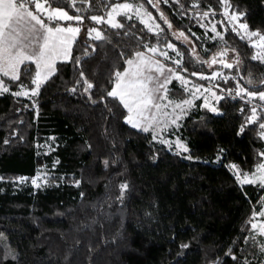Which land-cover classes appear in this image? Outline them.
Listing matches in <instances>:
<instances>
[{
    "label": "trees",
    "instance_id": "trees-1",
    "mask_svg": "<svg viewBox=\"0 0 264 264\" xmlns=\"http://www.w3.org/2000/svg\"><path fill=\"white\" fill-rule=\"evenodd\" d=\"M111 1L50 3L88 23ZM128 1L158 28L119 12L120 27L100 23L102 39L80 31L35 96V64L17 81L0 75L9 88L0 91V264H264V235L252 228L264 185L241 184L230 167L247 172L262 160L264 111L249 124L253 106L222 92L217 111L197 104L182 117L175 131L188 150L178 151L133 127L107 95L127 57L168 41L184 70L216 73L234 93L263 90L264 55L229 13L264 32V0ZM220 52L230 60L217 61ZM22 86L29 94L14 95ZM37 171L40 187L29 180Z\"/></svg>",
    "mask_w": 264,
    "mask_h": 264
},
{
    "label": "snow or ice",
    "instance_id": "snow-or-ice-1",
    "mask_svg": "<svg viewBox=\"0 0 264 264\" xmlns=\"http://www.w3.org/2000/svg\"><path fill=\"white\" fill-rule=\"evenodd\" d=\"M151 2V0H149ZM226 2V0H225ZM30 5H34L35 11L30 10ZM71 6L75 7V0H71ZM227 6V5H226ZM133 8L131 4H116L113 6L111 11L108 12L109 20L107 21L112 25V27H120L118 23L115 22L114 14H119L118 10H130ZM143 6L137 7L135 10L139 14ZM41 14L47 17L48 21H71L76 20L78 22L82 21L84 18L80 15H69V12L65 10L64 7H51L50 0H0V75L3 77H8L12 81H17L20 79V72L23 70L25 73L30 71V68H26L27 64H35L36 72L34 78L31 80V84L35 85L31 89V94L33 96L38 95L41 85L49 79L56 71L55 62L57 59L67 60L71 56L72 43L76 40L77 35L80 33V27H62L58 23L54 26L46 23L42 18ZM145 15L150 17V13L145 12ZM227 14V13H226ZM204 15H208L205 13ZM243 13H233L231 16L232 20H239ZM92 20L96 23H101L102 18L98 16H92ZM167 22V21H165ZM39 26V27H37ZM171 25H169L170 27ZM158 27V26H157ZM241 29L247 31V24L241 23L239 25ZM151 31V28H149ZM215 31V27L212 29ZM95 32L94 39H102L101 33L96 29H89L88 35L92 36ZM183 35V33H181ZM219 35V33H217ZM249 37L260 36V40L264 42V36L260 35L259 32H247ZM169 48H172V44H168ZM264 47V43L260 45ZM150 51L155 52V48H151ZM166 55V53H161ZM136 57L138 62L133 60H128L126 63L130 66L123 72L117 71L115 73L116 81L115 85L111 91L107 93L108 96L118 98L120 103L128 110L127 122L130 123L135 128H141L140 120H154V115L151 117L145 116V113L150 112V109H159L161 106L159 103H155L156 99H163L162 97H154V89L149 86V82L153 80V76L144 74V67L147 65L149 67L155 63L156 71L163 72L164 66L158 61L152 62L150 58H145L142 52H137ZM223 55V53H221ZM259 57L254 56L253 59ZM177 64L180 63L179 60L176 61ZM212 63H216L213 59ZM233 65L225 64V67L231 68ZM171 73L172 70L169 69ZM195 74V73H194ZM83 76V73H81ZM217 75L216 73L213 74ZM176 79L182 80L184 83V78L175 74ZM203 78V77H202ZM86 84L85 91L93 88V84L89 83L87 80L84 81ZM167 83V81L165 82ZM251 83V80H249ZM25 86H22V89ZM164 85H160L163 88ZM75 89H73L74 91ZM0 91L8 92L9 88L5 84L3 79H0ZM246 92L245 89L241 88L237 95ZM29 92L27 90H22L20 92L14 93V95H25L27 96ZM247 96L249 98L255 99L258 97L259 100L264 101V91L259 93L253 91H247ZM184 104L190 105L191 100H186ZM205 106H208L207 103ZM176 108H180L181 104H176ZM216 111L215 108L211 109ZM257 118V108L254 106L251 109V116L248 117L247 123H253ZM179 117L172 120V123H176ZM261 132L259 135L264 138V123L259 125ZM143 131L148 132L149 127H143ZM243 127L241 131H243ZM156 138L155 135L153 137ZM167 143V141H163ZM177 147L183 148L184 151L188 149L179 141L176 142ZM264 156V152L260 153ZM230 167L235 171L236 179L241 184H255L259 182L264 185V163L257 166L254 172H242L239 167L235 164L230 165ZM20 182H25L28 178L18 177ZM41 179L38 175L32 178V184L36 187H40L37 181ZM79 183V182H77ZM122 188L127 187L122 185ZM264 217V211L253 214V219L256 215ZM253 229H258L260 235H264V223L256 224L252 223ZM182 247H187L183 245Z\"/></svg>",
    "mask_w": 264,
    "mask_h": 264
},
{
    "label": "rangeland",
    "instance_id": "rangeland-1",
    "mask_svg": "<svg viewBox=\"0 0 264 264\" xmlns=\"http://www.w3.org/2000/svg\"><path fill=\"white\" fill-rule=\"evenodd\" d=\"M223 1L225 2V0H223ZM124 3L133 5V8L130 10H127V11H124L121 9V10H118V12L133 13V14L137 15L141 20H143L149 28H151L153 30L158 28L157 27L158 26L157 20L153 17L150 10L145 8L140 3H134V2H131L128 0H113V1H111L109 6L102 13H100V14L96 13V14H93L92 16L101 17L102 18L101 22H103V21L107 22L109 20L108 12L111 11L113 6L116 4H124ZM141 5L143 6V8L140 11V13L138 14L135 9ZM29 7H30V10H32V9L35 10L34 5H31ZM51 7L55 8L58 6H51ZM145 12L150 13L151 14L150 17L145 15L144 14ZM233 13H239V12H237L235 10L231 11L229 13L230 19H231V16ZM41 15H43V14H41ZM69 15L75 16L76 14L69 13ZM116 15L117 14H114L115 22L117 20ZM55 22L66 23V24H68V26L73 24L72 27H76V25H78L77 27H80V29H81L80 31H82V32L86 31L88 33L89 29L94 28L101 33L100 23H96V21H94V20H92V22H88V23H86V22L82 23L81 21L78 22L76 20H71V21L61 20V21H55ZM231 22L234 24V26H237V27H239V25L241 23H244V21L241 19L232 20ZM213 27H215V31L212 30ZM82 28H83V30H82ZM210 28L214 34L219 33L218 27L216 26L215 23H211ZM241 30L246 35H247V32L250 31V32H259L260 35L264 36V32L259 31L257 29L256 30L250 29L248 27L247 31L244 29H241ZM92 35H95V32ZM251 39H252L254 45L256 46V49L258 50V52L261 53L262 55H264V47H260V45L264 42H262L260 40V36H254V37H251ZM168 44H172L173 47L169 48ZM151 48H155L156 51L155 52L150 51ZM137 52H142L144 54L145 58H150V60L152 62L158 61L161 65L164 66V71L162 73L156 71L155 63H153L151 67H149L147 65L144 67V74L146 76L147 75L153 76V80L151 82H149V86L154 88V89H158L157 91H154V93H153L154 97H158V98L162 97L163 99H156L154 101L155 103L160 104L161 107L159 109L152 108V109H150V112L145 113V116H148V117H151L154 115V117H155L154 120H151V122H149V120H143V119H140L139 117L137 118L138 120H140L141 128L149 127V131L151 132L153 137L155 135V137H156L155 139H157L161 142L167 141V143H165V144L168 147L175 149V150H178V151H184L183 148L177 147L176 142L179 141L180 143H182L187 148L186 141L175 131V127L180 123L182 117L190 110V108H192L193 106H195L197 104L206 105V103H207L208 108H210V109L215 108L217 111L218 109L216 107V101H217L218 97L221 95V93L224 92L223 90H225V88L223 89L222 87H220L218 85V83L215 82V79H214V82H215L214 85L207 83L206 79H208V76L212 75L209 72L196 71V70L195 71H187V70H184L182 67H180L176 63V61L179 60L178 49L176 48L175 43H173L171 41H168L166 44H163V45L152 44V45L140 48V49L136 50L135 52H133L129 57H127L126 61L133 60V61L138 62V58L135 55ZM161 53H166V55H162ZM226 53H228V52L226 51ZM219 54L221 55V52ZM221 56L222 57L219 56V58L216 60L217 61L221 60V58H222V60H225V61L230 60V56H228V55L223 54ZM129 67L130 66L127 63H125V65L117 71L123 72L125 69H127ZM169 69L172 70L171 73L169 72ZM175 74H178L179 76L183 77L184 81H187V83H184L180 79H176ZM115 81H116V76L114 77L113 84L111 86V90L115 85ZM166 81H167V83H165ZM160 85H164V87L160 88ZM172 85H175V86L177 85V87H179V88H177V91L174 93V95L170 94L168 91L169 87H171ZM32 88H34V86ZM23 90H25V89H23ZM261 91H264V89ZM261 91H258V93ZM186 100H191L192 103L190 105L184 104L183 102ZM176 104H181V107L176 108L175 107ZM128 115H129V113L127 110V114L125 115L126 120H127ZM249 116H251V112H250ZM176 117H179V119L176 120V123H172V120L176 119ZM260 132H261V130H260ZM186 156L190 157V154L187 153ZM261 163H264V156H263L262 160L260 162H258L252 170L247 171V172H250V173L254 172L256 170L257 166ZM38 175L41 177V179H39L37 182H41L44 177L40 171H37L35 173V175H33L29 178V180L32 181V178H35ZM260 211H264V192L262 194V205H261V208L257 211V213H259ZM253 223H256V224L264 223V217H261L257 214L255 216V218L253 219ZM256 230H258V229H256Z\"/></svg>",
    "mask_w": 264,
    "mask_h": 264
},
{
    "label": "built area",
    "instance_id": "built-area-1",
    "mask_svg": "<svg viewBox=\"0 0 264 264\" xmlns=\"http://www.w3.org/2000/svg\"><path fill=\"white\" fill-rule=\"evenodd\" d=\"M206 82H207V83H210L211 85H214L215 82H214V77H213V75L208 76V79H206ZM223 89H224V88H223ZM223 89H222V90H223ZM223 91L229 93V94H230L231 96H233V97H236V96L241 97V99H243V100L246 101L247 103L251 104L253 107L255 106V107L257 108V111H264V101L259 100L258 97L255 98V99L249 98V97L247 96V94H246L247 90H246V92H242V93H240V95H237V93L231 92V91H229V90H227V89H225V90H223ZM253 92H254V91H253ZM257 93H258V92H257ZM233 164L237 165L235 162L231 163V165H233ZM237 166H238V165H237ZM233 171H234V170H233ZM234 172H235V171H234Z\"/></svg>",
    "mask_w": 264,
    "mask_h": 264
},
{
    "label": "crops",
    "instance_id": "crops-1",
    "mask_svg": "<svg viewBox=\"0 0 264 264\" xmlns=\"http://www.w3.org/2000/svg\"><path fill=\"white\" fill-rule=\"evenodd\" d=\"M32 11H35V10H33L32 9ZM41 18L46 22V23H48V24H50L51 26H54L57 22H55V21H48L47 20V17L46 16H43V15H41ZM60 26H62V27H67L68 26V24H66V23H58ZM73 25V24H72ZM72 25H70V26H72ZM78 25H76V27H77ZM37 27H39V26H37ZM35 72H36V68H35ZM35 72H34V76H35ZM111 90V89H110ZM127 114V113H126Z\"/></svg>",
    "mask_w": 264,
    "mask_h": 264
}]
</instances>
